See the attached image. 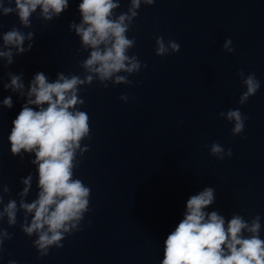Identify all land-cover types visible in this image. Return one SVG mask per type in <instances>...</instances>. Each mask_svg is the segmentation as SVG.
Wrapping results in <instances>:
<instances>
[{
  "label": "clouds",
  "instance_id": "1",
  "mask_svg": "<svg viewBox=\"0 0 264 264\" xmlns=\"http://www.w3.org/2000/svg\"><path fill=\"white\" fill-rule=\"evenodd\" d=\"M8 2L11 4L12 0ZM142 3L151 6L155 0H131L127 12L119 15L115 10L120 8V0H82L78 4L82 19L79 24L71 22L69 29L80 38L81 48L88 52V56L79 62V66L84 69L83 76L58 73L57 79L49 82L43 72L36 73L27 90V103L12 121L8 137L11 153L19 155L22 150L25 153L34 152L35 159L31 163L38 165L37 198L31 203L23 199L31 188L32 176L29 175L22 180L24 188L19 193V209L25 213L21 231L28 237L35 234L37 238L33 246L39 257H46L52 247L62 248L66 236L82 231L81 222L90 211L91 188L81 179L73 177L74 169L79 168L81 163L76 159L77 150H81L80 155L89 150L88 146L81 149V141L91 137L89 115L77 107L85 103L78 93L81 87L90 86L93 81H98L104 88L109 86V82L113 86H131L133 82L129 76L139 74L142 67H147L136 55L128 54L136 40L134 37L128 38L127 33ZM14 5L6 7L0 3V11L4 16L15 13L19 23L30 28V17L38 7L40 16L45 21H51L69 7V0H14ZM33 38V32L25 34L13 26L3 34L7 50L0 51V57L6 58L9 65L12 64L11 49L15 48L17 54H23L33 47L29 43L25 48V41H33ZM155 43L157 56L180 51L177 42L169 40L166 43L162 36L156 37ZM223 49L227 53L235 51L231 38L226 39ZM237 75L246 88L238 101L244 105L261 85L255 73L245 75L241 69ZM9 77L11 82L5 84V88L24 95L25 85L21 75L9 73ZM119 99L127 102L128 96L123 94ZM3 104L11 108V97L5 98ZM45 104L46 108L43 107ZM220 115L234 122L231 129L233 136L243 133L248 118L240 109H229ZM210 154L222 161L225 159V148L214 142L210 145ZM226 155L229 158L232 156L231 148L227 149ZM4 192H9L7 186ZM214 202L215 189L212 187H206L188 198L184 218L164 241L163 264H264L260 215H255L249 222L236 213L226 223L225 217L217 211H204ZM0 204H3L2 195ZM19 209L15 200H9L0 211V221L6 217L7 224L15 226ZM28 214H32L30 222ZM10 239L12 233L0 228V251L5 240ZM9 264L16 262L9 261Z\"/></svg>",
  "mask_w": 264,
  "mask_h": 264
}]
</instances>
